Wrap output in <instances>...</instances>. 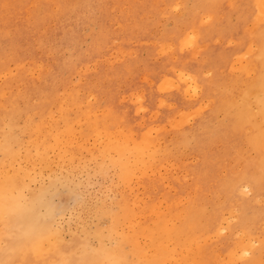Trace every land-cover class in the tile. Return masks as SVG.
<instances>
[{"label": "rangeland", "instance_id": "1", "mask_svg": "<svg viewBox=\"0 0 264 264\" xmlns=\"http://www.w3.org/2000/svg\"><path fill=\"white\" fill-rule=\"evenodd\" d=\"M258 1L0 0V264H264Z\"/></svg>", "mask_w": 264, "mask_h": 264}, {"label": "bare ground", "instance_id": "2", "mask_svg": "<svg viewBox=\"0 0 264 264\" xmlns=\"http://www.w3.org/2000/svg\"><path fill=\"white\" fill-rule=\"evenodd\" d=\"M258 2H259V1H258ZM260 2H263V3H264V0H260ZM260 2H259V3H260ZM228 3H229V2H228ZM260 4H261V3H260ZM258 8L261 9V7H258ZM205 17H206V16H204L203 18H205ZM207 17L209 18V17H211V16H210V15H207ZM261 18H263V17H261ZM205 19L207 20V18H205ZM205 19H204V22H206ZM208 20H210V18H209ZM208 20H207V21H208ZM193 32H195V31H193ZM189 33H191V31H190ZM191 34H192V33H191ZM188 36H189V35H188ZM193 37H194L193 35H192V37H191V35H190V38L193 39ZM189 40H190V39H189ZM190 41H191V40H190ZM190 41H189V42H190ZM189 44H190V43H189ZM191 45H192V44H191ZM196 47H197V46H196ZM196 47L194 48L195 50L197 49ZM189 48H190V47H189ZM201 49H202V48H201ZM196 53H197V52H196ZM194 54H195V53H194ZM245 58H246V57H245ZM243 60H244V58H243ZM243 60H242V61H243ZM244 61H245V60H244ZM235 64H236V63H235ZM239 64H240V63H239ZM249 74H250V73H249ZM247 76H248V75H247ZM185 77H186V76H185ZM185 77H184V78H185ZM188 77H190V76H187V78H188ZM180 80H181V79H180ZM182 80H184V81L187 82L188 79H187V80L182 79ZM167 81H168V80H167ZM169 82H170V80H169ZM190 82H191V81H190ZM192 84H193V82H192ZM171 85H172V83H171ZM187 85H188L187 88H189V83H188ZM165 86H166V83H165ZM173 86H174V85H173ZM190 86H191V84H190ZM170 87H171V86H170ZM191 87H192V86H191ZM197 87H198V86H197ZM166 88H168V87H166ZM189 89H190V88H189ZM189 89H188V91H189ZM192 89H193V88H192ZM195 89H196V88H194L193 91H195ZM186 90H187V89H186ZM191 91H192V90H191ZM256 92H257V91H256ZM187 93H189V92H186V94H187ZM197 93H198V92H197ZM195 94H196V93H194V95H195ZM190 98H191V97H190ZM141 99H142V98H141ZM141 107H142V106H141ZM140 109L142 110L143 107L140 108ZM192 115H193V114H192ZM192 115H190V116H192ZM188 118H190V117H188ZM81 128H82V127H81ZM124 166H125V165H124ZM126 166H127V165H126ZM127 168H128V167H127ZM125 169H126V168H125ZM239 185H241V184H239ZM241 186H242V185H241ZM232 187H233V186H232ZM232 187H231V189H232ZM242 188H243V187H242ZM242 188H241V189H242ZM231 189H229V190L231 191ZM237 190H238V188H237ZM240 191H241V190H240ZM231 192H232V191H231ZM241 192H242V191H241ZM180 201H181V200H180ZM189 218H190V217H189ZM181 221H182V222H181L182 224L180 225V229H178V236H179V237H180V234L184 232V228L190 224V221H189V224H188V221H186V220H185V221H184V220H181ZM223 221H224V220H223ZM220 223H221V222H220ZM224 223H225V222H224ZM222 225H223V224H222ZM182 230H183V231H182ZM189 231H191V230L189 229ZM212 231H213V230H212ZM217 233H219V231H218ZM59 234H60V233H59ZM198 234H199V233H198ZM198 234H197V235H198ZM211 235H212V234H211ZM203 236H204V235H203ZM53 237H55V236H53ZM58 237H61V236H58ZM184 238H185V237H184ZM198 238H199V237H198ZM211 238H212V237H211ZM211 238H210V239H211ZM213 238H214V237H213ZM219 238H220V237H219ZM58 239H59V238H58ZM182 239H183V238H182ZM196 239H197V237H196ZM61 240H62V239H61ZM46 241H47V240H46ZM56 241H57V240H56ZM56 241H55V242H56ZM207 241H208V240H207ZM55 242H54V243H55ZM179 242H180V241H179ZM201 242H202V240H201ZM47 243H48V244L50 243V242H49V239H48ZM47 243H46V245H47ZM58 243H59V242H58ZM207 243H208V242H207ZM50 244H51V243H50ZM182 244H183V243H182ZM246 244H247V242H246ZM196 245H197V244H196ZM208 245H210V243H209ZM248 245H249V244H248ZM251 245H252V244H251ZM47 246H48V245H47ZM49 246H50V245H49ZM54 246H55V245H54ZM54 246H52V247H54ZM180 246H181V245H180ZM204 246H205V245H204ZM206 246H207V245H206ZM207 247H208V246H207ZM209 247H210V246H209ZM250 247H251V246H250ZM188 248H189V247H188ZM43 249H44V248H43ZM237 249H238V251L241 253V254H240V257L243 256V255L245 256V254H247V249H248V248H247L242 242H240L239 245H237ZM181 251H183V250H181ZM186 251H187V250H186ZM198 251H199V250H198ZM194 252H195V251H194ZM202 252H203V251H202ZM249 252H250V251H249ZM249 254H250V253H249ZM232 255H234V254L232 253ZM236 255H238V253H236ZM181 257H182V255H181ZM218 258H219V257H218ZM190 259H191V258H190ZM196 259H197V258H196ZM236 260H237V258L234 257V258H233V261H236ZM189 261H190V260H189ZM192 261H193V260H192ZM197 261H198V260H197ZM248 261H249V260H248ZM198 262H199V261H198ZM221 262H222V261H221ZM246 262H247V261H246ZM199 263H200V262H199ZM218 263H219V262H218ZM179 264H183L182 261H181V259H180V263H179ZM189 264H190V263H189Z\"/></svg>", "mask_w": 264, "mask_h": 264}]
</instances>
